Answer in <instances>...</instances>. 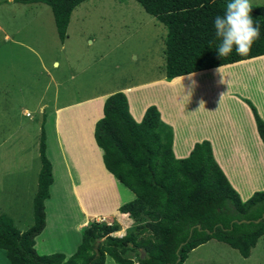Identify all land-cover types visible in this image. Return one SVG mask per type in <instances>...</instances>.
I'll list each match as a JSON object with an SVG mask.
<instances>
[{
	"label": "trees",
	"instance_id": "trees-1",
	"mask_svg": "<svg viewBox=\"0 0 264 264\" xmlns=\"http://www.w3.org/2000/svg\"><path fill=\"white\" fill-rule=\"evenodd\" d=\"M18 1L47 4L62 42L71 10L84 0ZM135 1L166 29L167 80L264 54V6L251 5L250 15L259 23L261 34L249 54L238 56L233 50L223 59L216 52L220 41L215 35L214 19L223 15L229 0ZM244 102L264 144V122L252 104L245 99ZM93 138L102 150L105 169L135 196L118 207L119 213L126 214L132 224L117 235L118 225L89 221L81 229L80 242L67 258L58 252H35L33 237L44 225L43 199L48 197L52 181L41 125L32 224L19 232L9 217L0 214V249L9 264H103L105 255L116 264H182L191 249L211 238L245 258L264 233V189L241 201L214 161L206 140L195 142L186 157L174 158L170 127L160 120L154 105L147 106L141 120L136 122L128 111L123 92L107 95L102 116L94 123ZM242 219L247 222H235ZM255 219L259 220L254 222ZM130 253L136 254L135 262Z\"/></svg>",
	"mask_w": 264,
	"mask_h": 264
},
{
	"label": "crops",
	"instance_id": "crops-1",
	"mask_svg": "<svg viewBox=\"0 0 264 264\" xmlns=\"http://www.w3.org/2000/svg\"><path fill=\"white\" fill-rule=\"evenodd\" d=\"M37 2L43 3L0 0V4H12L13 10L21 17L26 15L30 4ZM4 38L7 39V35ZM208 70H212V74L204 81L193 84L188 78L194 73ZM173 80L185 81L184 84L190 86L170 91L168 89ZM147 83L164 88L160 96L156 97L155 94L153 101L143 102V94L136 90ZM204 86L218 90L214 94L217 97L212 98L216 103L210 100L211 93L199 97L202 96L200 89ZM115 91L123 92L128 111L136 122L141 120L147 106L156 107L160 120L170 127V149L174 158L186 157L195 142L206 140L214 161L241 201L253 192L264 189V144L256 132L252 112L244 102V99L248 100L264 122V54L169 80L163 74L134 86H119L90 96L73 97L75 100L72 102L52 104V110L46 112L41 120L44 153L50 163L52 181L48 185V197L43 199L44 225L33 237V248L38 254L58 252L67 258L80 242L81 229L89 221L115 220L117 235L124 233L132 224L126 214L119 213L118 207L135 196L105 169L102 150L93 138L94 123L102 116L103 100ZM132 97L135 100L133 107L130 104ZM44 109L43 103L38 104L39 114H44ZM22 110L24 116H29L25 108ZM14 126L17 134L19 124L15 123ZM38 140L39 134L37 139L33 138L34 162L31 165L27 157L15 152L6 158L16 165L9 167L7 161L0 159V214L11 219L10 213L26 210V215L15 218H26V224L18 228L15 222L12 223L19 232L32 224V199L40 168ZM11 148L20 153L24 150L19 140L7 147L6 155ZM113 182L120 186L119 192L115 191ZM263 236L264 233L258 237L255 245Z\"/></svg>",
	"mask_w": 264,
	"mask_h": 264
},
{
	"label": "rangeland",
	"instance_id": "rangeland-1",
	"mask_svg": "<svg viewBox=\"0 0 264 264\" xmlns=\"http://www.w3.org/2000/svg\"><path fill=\"white\" fill-rule=\"evenodd\" d=\"M249 2L264 6V0ZM13 9L12 4H0V156L6 150L0 159L7 161L9 167L16 164L6 156L10 158L14 152L27 157L30 165L34 162L33 138L37 139L41 120L52 110V104L61 105L74 101L73 97L90 96L119 86H134L164 74L166 29L135 0L80 2L70 13L63 42L58 39L48 5L30 4L24 17ZM211 74L212 70H208L188 78L196 84ZM184 83L173 80L168 90L190 86ZM163 88L147 83L136 91L143 94V102H150L155 94L160 96ZM217 92L204 86L199 97L211 93L212 101ZM134 102L132 97L131 107ZM42 103L44 114H39L38 104ZM23 108L29 116H24ZM15 123L19 124L17 134ZM18 140L23 152L11 148L6 155L7 147ZM114 185L119 192L120 186ZM10 214L18 228L28 222L26 218L15 219L26 215V210ZM104 223L117 225L115 220ZM263 239L264 236L244 258L225 243L211 238L189 252L183 264H264ZM129 255L135 262L136 254ZM0 264H9L2 249ZM103 264L116 263L106 256Z\"/></svg>",
	"mask_w": 264,
	"mask_h": 264
},
{
	"label": "clouds",
	"instance_id": "clouds-1",
	"mask_svg": "<svg viewBox=\"0 0 264 264\" xmlns=\"http://www.w3.org/2000/svg\"><path fill=\"white\" fill-rule=\"evenodd\" d=\"M251 9L249 0H229L223 15L215 17V35L220 41L216 52L220 58L228 57L233 50L238 56H247L260 38V25L252 19Z\"/></svg>",
	"mask_w": 264,
	"mask_h": 264
},
{
	"label": "water",
	"instance_id": "water-1",
	"mask_svg": "<svg viewBox=\"0 0 264 264\" xmlns=\"http://www.w3.org/2000/svg\"><path fill=\"white\" fill-rule=\"evenodd\" d=\"M263 215V214H262ZM261 215V216H262ZM259 219H255V220H253L254 222H257ZM235 222H237V223H240V222H247V220H236ZM196 228L198 229L199 228V226L198 225H196ZM190 232H191V228L189 229V232H188V234H190ZM182 243H180L179 244V246L181 245ZM179 246L177 247V249L175 250V252H177L178 251V248H179ZM177 259H178V257H177ZM176 259V260H177Z\"/></svg>",
	"mask_w": 264,
	"mask_h": 264
}]
</instances>
